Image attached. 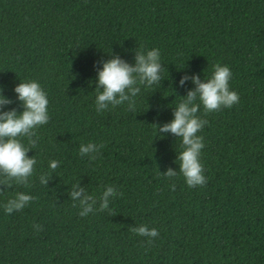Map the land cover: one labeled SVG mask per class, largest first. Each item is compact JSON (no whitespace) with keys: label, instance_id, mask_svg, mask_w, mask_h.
Returning <instances> with one entry per match:
<instances>
[{"label":"trees","instance_id":"16d2710c","mask_svg":"<svg viewBox=\"0 0 264 264\" xmlns=\"http://www.w3.org/2000/svg\"><path fill=\"white\" fill-rule=\"evenodd\" d=\"M152 49L161 83L141 87L134 111L97 113L102 62L134 65L136 51ZM217 63L240 99L198 112L207 183L189 188L162 175L179 172L181 140L155 125L194 89L181 78L208 79ZM32 81L49 121L34 148L22 140L37 161L28 185L0 191V264H264V0H0V89L13 101L3 111L23 112L14 89ZM89 142L103 145L94 160L79 155ZM77 183L97 200L108 186L123 195L81 217L69 196ZM21 192L34 199L6 214ZM141 225L158 230L151 244L131 231Z\"/></svg>","mask_w":264,"mask_h":264},{"label":"clouds","instance_id":"9594fccd","mask_svg":"<svg viewBox=\"0 0 264 264\" xmlns=\"http://www.w3.org/2000/svg\"><path fill=\"white\" fill-rule=\"evenodd\" d=\"M162 70L158 49L147 52L136 51L134 65L119 56L102 62V69L98 70L96 78L97 113L108 110L110 106L115 108L125 103L130 111H134L135 97L141 92V87L151 88L160 84ZM231 77L229 67L217 63L208 79L201 80L199 75L181 78L179 82L181 87L191 80L195 85L194 89L188 91L186 97L181 98V102L174 109V119L163 126L155 125L159 133L171 134L181 140L182 151L177 156L179 172L168 168L163 176L172 179L179 174L189 188L206 185L204 166L200 162L201 151L205 145L203 137L198 133L207 124V120L201 119L197 114L201 107L204 113L208 114L218 112L222 108H232L239 103L238 93L231 91L229 87ZM14 92L24 109L20 114H17L15 109L3 111L5 106L12 104L13 101L5 98L0 89V178H2L0 191L12 187L13 182L17 185H28L37 163L34 157L29 158L28 153L30 147L34 148L37 144L36 129L49 121L47 95L39 83L21 82L15 87ZM23 138H27L30 147H25ZM102 147V144L91 142L81 144L79 155L94 160L95 154H98ZM58 165V161L52 160L49 168L55 171ZM49 179V176L41 175L40 183L47 186ZM170 187L175 190L174 184ZM122 195L123 193H118L115 187L108 186L97 200L89 195L85 188H81L79 183L74 184L69 192L73 207L80 209L81 217H86L97 210L100 212L109 210L110 200ZM33 199L31 195L17 193L3 205L4 211L8 215L22 211ZM97 203H99L98 209L95 208ZM33 228L36 232L43 230L38 224L33 225ZM131 231L147 238L149 244L159 236L157 229H149L146 225L133 227Z\"/></svg>","mask_w":264,"mask_h":264}]
</instances>
